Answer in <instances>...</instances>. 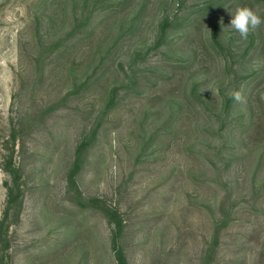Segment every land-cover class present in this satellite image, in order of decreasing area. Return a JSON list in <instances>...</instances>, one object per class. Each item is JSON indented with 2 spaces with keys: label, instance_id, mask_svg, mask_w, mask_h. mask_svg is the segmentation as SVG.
Listing matches in <instances>:
<instances>
[{
  "label": "rangeland",
  "instance_id": "obj_1",
  "mask_svg": "<svg viewBox=\"0 0 264 264\" xmlns=\"http://www.w3.org/2000/svg\"><path fill=\"white\" fill-rule=\"evenodd\" d=\"M238 7L264 21V0H0L8 264H116L105 210L128 264H264V23L242 40Z\"/></svg>",
  "mask_w": 264,
  "mask_h": 264
},
{
  "label": "trees",
  "instance_id": "obj_2",
  "mask_svg": "<svg viewBox=\"0 0 264 264\" xmlns=\"http://www.w3.org/2000/svg\"><path fill=\"white\" fill-rule=\"evenodd\" d=\"M228 105L231 104V100L227 101ZM85 148V143L82 142L76 150V162L74 164L73 171L69 174L70 182L74 181V176L78 169L79 155L81 150ZM2 169L6 172L10 180L5 183L6 187V201L5 207L2 213V218L0 219V264H8L6 259V247H5V237H4V228L5 223L9 219L11 213L15 210V208L19 204V198L21 195L20 186L18 184L19 174L17 169L13 166V162L11 159H7L1 164ZM105 214L108 216L110 222L113 224L114 228L112 231V250L114 252V257L116 264H128L126 256L122 247L120 246L119 238L122 231V224L119 220L116 219V214L111 212L110 210H105Z\"/></svg>",
  "mask_w": 264,
  "mask_h": 264
},
{
  "label": "clouds",
  "instance_id": "obj_3",
  "mask_svg": "<svg viewBox=\"0 0 264 264\" xmlns=\"http://www.w3.org/2000/svg\"><path fill=\"white\" fill-rule=\"evenodd\" d=\"M264 23L258 11L249 7H238L232 14L230 27L235 30L242 40H246L250 31H255ZM232 99L238 103L244 102L242 94L238 91L232 93Z\"/></svg>",
  "mask_w": 264,
  "mask_h": 264
}]
</instances>
